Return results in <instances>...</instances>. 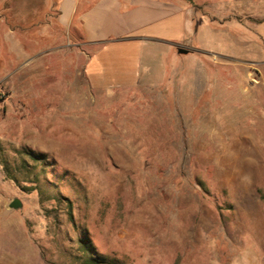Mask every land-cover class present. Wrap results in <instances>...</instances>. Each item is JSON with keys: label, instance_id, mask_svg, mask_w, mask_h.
Listing matches in <instances>:
<instances>
[{"label": "rangeland", "instance_id": "1", "mask_svg": "<svg viewBox=\"0 0 264 264\" xmlns=\"http://www.w3.org/2000/svg\"><path fill=\"white\" fill-rule=\"evenodd\" d=\"M61 1L0 0V264H264V0Z\"/></svg>", "mask_w": 264, "mask_h": 264}, {"label": "crops", "instance_id": "2", "mask_svg": "<svg viewBox=\"0 0 264 264\" xmlns=\"http://www.w3.org/2000/svg\"><path fill=\"white\" fill-rule=\"evenodd\" d=\"M142 1L62 0L60 3L59 21L66 29H70L78 22L88 43L128 40L131 39L128 35L147 25L145 18L152 13L151 9L146 10L141 5ZM136 7L140 8L137 10ZM152 10L155 11V9ZM119 18L123 20L119 22ZM11 202H9L8 206ZM1 204L0 199V213L14 212L8 208L2 209ZM7 230H9V227L0 228V234L11 232ZM0 239L2 240V238Z\"/></svg>", "mask_w": 264, "mask_h": 264}, {"label": "trees", "instance_id": "3", "mask_svg": "<svg viewBox=\"0 0 264 264\" xmlns=\"http://www.w3.org/2000/svg\"><path fill=\"white\" fill-rule=\"evenodd\" d=\"M72 219V216H70ZM81 243V248L84 249V251L87 250L88 246L87 243L85 242H80ZM83 264H107V262L104 259L100 258H94V257H87L85 262Z\"/></svg>", "mask_w": 264, "mask_h": 264}, {"label": "water", "instance_id": "4", "mask_svg": "<svg viewBox=\"0 0 264 264\" xmlns=\"http://www.w3.org/2000/svg\"><path fill=\"white\" fill-rule=\"evenodd\" d=\"M178 52L180 54H188L189 53V51L186 50V49H179ZM9 207L12 208V209H19L20 207H22V202L19 199H14L10 203Z\"/></svg>", "mask_w": 264, "mask_h": 264}, {"label": "bare ground", "instance_id": "5", "mask_svg": "<svg viewBox=\"0 0 264 264\" xmlns=\"http://www.w3.org/2000/svg\"><path fill=\"white\" fill-rule=\"evenodd\" d=\"M235 125H236V124H235ZM249 148H250V147H249ZM249 165H250V162H249V163L246 162V168H247V169L245 168L246 170H248V168H250ZM243 169H244V168H243Z\"/></svg>", "mask_w": 264, "mask_h": 264}]
</instances>
